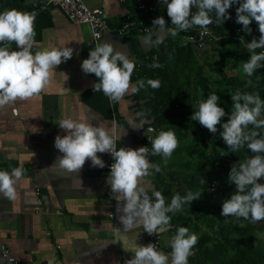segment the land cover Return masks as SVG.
<instances>
[{
  "label": "crops",
  "instance_id": "0c3cea01",
  "mask_svg": "<svg viewBox=\"0 0 264 264\" xmlns=\"http://www.w3.org/2000/svg\"><path fill=\"white\" fill-rule=\"evenodd\" d=\"M40 1L23 0L26 5H39ZM82 1L89 8H102L105 13L108 31L99 44L113 43L117 51H126L135 64L141 57L148 56L155 46L157 33H160L159 26L153 27L148 35H119L117 30L126 14L130 13L141 22L129 4L118 0ZM151 1H156L167 13V7L161 0L148 2ZM0 12H3L1 4ZM37 14L33 54L43 49L69 47L73 49V56L54 69L49 85L39 94L0 108V170L24 169L23 176L15 185L16 199L10 200L0 193V243L9 247L18 264H121V259H131L133 254L123 250L114 230H123L119 222L122 213L117 212L118 202L107 182L110 172L106 166L94 168L91 161L86 160L79 172L48 169L57 157L63 155L54 147V140L57 135L63 137L66 134L58 126L60 120L66 118L92 123L93 126L105 124L110 134L116 136L118 150L121 147L134 150L147 147L150 142L146 139V129L151 125L147 120H140L138 114V107L145 101L142 98L138 100L137 93L129 92L120 102L109 100L115 110L111 116L99 112L97 104L91 100L96 80L93 74H85L81 68L83 60L89 56L91 44L95 49L88 27L69 22L56 7L38 10ZM165 21L170 24L167 19ZM167 29L165 27V32L160 33L162 40L173 36ZM145 37L151 39L150 45L144 43ZM7 46L11 51L18 50L14 42ZM137 81L134 79L131 83L136 85ZM143 123L148 126L143 128ZM134 126H139V129H133ZM97 155L107 165L108 153ZM151 157L149 153L147 159L153 164ZM154 172L155 169L150 168L140 184L150 197L153 191H159L165 197L168 192L163 191ZM161 174L168 178L167 172ZM123 203L121 201L119 205ZM174 229L171 224L168 231L160 234V249L169 257ZM192 229L188 228L189 234ZM123 235L138 245L149 244L142 225Z\"/></svg>",
  "mask_w": 264,
  "mask_h": 264
},
{
  "label": "clouds",
  "instance_id": "9594fccd",
  "mask_svg": "<svg viewBox=\"0 0 264 264\" xmlns=\"http://www.w3.org/2000/svg\"><path fill=\"white\" fill-rule=\"evenodd\" d=\"M161 2L167 7L171 25L175 26L168 28L167 32L175 36L179 31H186L193 26L207 30L214 22L218 24L230 19L227 11L238 0ZM193 8L197 9L195 13ZM36 15V12H21L16 9L0 12V44L5 45L0 47V108L18 99L26 100L39 94L49 85L54 69L73 56V49L69 47L43 49L33 54ZM236 17V22L243 26V31L250 34L252 29L249 25L255 21L260 33L258 41L254 38L247 44L252 55L242 65L243 72L252 76L261 68L260 62L264 61V51L258 54L255 51L264 49V0H242L236 9ZM153 25L159 26L160 33L165 32L166 21L162 16L155 18ZM160 33H157L156 44L162 43ZM143 39L146 45L151 44L149 37ZM13 42L17 51H11L7 46ZM151 67L157 68L161 65L154 63ZM81 68L85 74H94L99 80V83L94 84V92L102 91L112 102H120L127 93H136L145 87L144 80L137 81L136 85L131 83L135 62L128 58L126 51H117L111 42L99 44L90 51ZM147 85L157 89L160 81L149 79ZM231 99L233 111L227 122L222 124L220 136L229 150L237 151L246 144L247 149L254 155L231 167L229 180L235 184L236 191L230 199L223 202L221 215L250 218L252 222H259L264 220V184L258 183L264 178V136L258 131L249 132L247 129L249 125L254 129L264 128V119H259L264 109V101L259 95L241 94L239 91ZM218 101L219 97L215 93L210 94L206 100L198 102V110L191 117L213 134L217 133V126L221 125V118L226 115L225 110L218 106ZM58 126L66 134L55 137L54 147L63 155L57 157L48 170L59 168L68 173L79 172L86 160L91 161L92 167L103 169L105 162L97 153H110L114 160L107 182L113 198L118 202L117 212L122 213L119 215V222L123 225V230H114L118 241L122 242L123 250L133 254L126 264H169V259L170 264H188L189 256L194 254L198 237L189 234L186 227H178L171 238L170 257L158 251L156 244L138 245L136 241L128 240L123 233L140 225L149 236L168 231L171 228V216L168 213L175 214L180 211L183 205L199 199L201 193L194 194L189 191L185 196L176 194L166 206L161 192L153 191L150 197L146 188L140 184L141 179L149 174L150 168L160 171L158 166L147 159V147L136 150L121 147L117 150L116 138L103 123L93 126L92 123L66 118L60 120ZM133 129H139V126H134ZM151 144L153 155H162L168 159L179 142L173 131H161ZM23 174L24 169L20 167L12 169L11 172L0 171V193L10 200L16 199L15 185ZM121 201L124 202L122 206L119 205Z\"/></svg>",
  "mask_w": 264,
  "mask_h": 264
},
{
  "label": "trees",
  "instance_id": "16d2710c",
  "mask_svg": "<svg viewBox=\"0 0 264 264\" xmlns=\"http://www.w3.org/2000/svg\"><path fill=\"white\" fill-rule=\"evenodd\" d=\"M239 2L242 0L228 9L230 19L208 26L212 37L204 39L205 53H201L204 48L197 46L200 27L193 26L179 31L174 37L163 39L162 43H155L148 52V59H139L141 65L138 71L135 64L131 76V80L145 81V87L136 92L138 100L142 98L145 101L138 107V114L140 120L149 121L148 125L155 129L153 139L161 131H173L179 142L168 159L152 154V140L146 144L153 164L160 169L154 174L163 191L168 192L165 196L166 206L176 194L185 196L189 191L201 193L199 199L183 205L177 215L168 213L175 234L178 227L195 228L190 233L197 235L198 241L193 249L194 254L188 258V264H264V238L258 236L264 233V220L252 222L250 218L221 215L223 202L236 191L235 184L229 180L231 167L254 155L246 144L237 151L229 150L220 136L222 124L227 122L233 111L231 96L239 91L241 94L259 95L264 101V61L260 62L261 68L252 76L242 70L243 63L252 55L247 44L254 38L258 41L260 33L255 21L249 25L252 29L250 34L236 22ZM153 3L158 4L156 1ZM0 4L2 11L16 9L37 13L40 10L38 4L26 5L23 0H0ZM160 8L162 11V6ZM192 11L195 13L197 9L193 8ZM161 16L170 22L165 25L169 28L171 20L164 10L141 17V21L144 25L152 26L153 20ZM190 37L194 42L189 40ZM255 51L258 54L264 49ZM154 63L161 67H151ZM212 74H215V78ZM93 78L99 83L94 74ZM149 79L159 80L160 87L153 89L147 85ZM213 93L219 97L218 106L226 113L215 134L191 119L198 110V102L206 100ZM91 94V100L97 104L99 112L109 116L115 113L114 104L102 91L92 90ZM259 119H264V109ZM148 125L143 123L142 127ZM253 130L264 136V128L254 129L249 125L247 131ZM161 172H167L168 178ZM258 183L264 184V178Z\"/></svg>",
  "mask_w": 264,
  "mask_h": 264
},
{
  "label": "built area",
  "instance_id": "2783aa9c",
  "mask_svg": "<svg viewBox=\"0 0 264 264\" xmlns=\"http://www.w3.org/2000/svg\"><path fill=\"white\" fill-rule=\"evenodd\" d=\"M122 4H129L134 12L139 15V17L148 16L150 14H155L161 12L160 6L155 3L148 2L146 0H118ZM48 7H56L62 11L66 19L78 25H85L88 27L90 32V40L93 45L96 47L99 45V42L103 34L108 31V26L105 20V13L102 8H89L86 6L82 0H41L39 3V9L45 10ZM153 27L144 25L138 19H134L130 13L126 14L122 19V26L117 30L119 35L136 33V34H151ZM197 36L199 37L197 41L198 48H204L205 42L204 39L211 38L210 29L207 27V30L202 28L199 29ZM190 41L194 42V39L190 37ZM5 46V45H3ZM145 59H148L146 57ZM153 59H156V56H153ZM141 63L136 64V71L140 68ZM13 113H17L16 109L13 110ZM151 129V131H150ZM147 136L146 139L148 142L152 140L155 129L152 126L147 127ZM116 138V136H113ZM115 146L118 150L117 138L115 139ZM114 163V160L110 153H108V162L106 169L110 172V167ZM3 171V170H0ZM38 192V191H37ZM149 243L156 244L158 251L160 249V234H153L149 236L147 234ZM0 254L3 259L2 264H18V261L15 257L11 255L9 247L0 243ZM126 259H121V264H126Z\"/></svg>",
  "mask_w": 264,
  "mask_h": 264
},
{
  "label": "rangeland",
  "instance_id": "374dc122",
  "mask_svg": "<svg viewBox=\"0 0 264 264\" xmlns=\"http://www.w3.org/2000/svg\"><path fill=\"white\" fill-rule=\"evenodd\" d=\"M142 22V21H141ZM143 23V22H142ZM150 27H155L156 28V26H154V25H152V26H150ZM203 49V48H202ZM205 51V48H204V50H201V53L202 52H204ZM205 53V52H204ZM212 76L215 78V74H212ZM258 236H260L262 239L264 238V233H261V234H258Z\"/></svg>",
  "mask_w": 264,
  "mask_h": 264
}]
</instances>
